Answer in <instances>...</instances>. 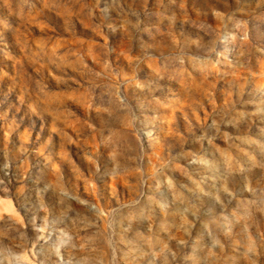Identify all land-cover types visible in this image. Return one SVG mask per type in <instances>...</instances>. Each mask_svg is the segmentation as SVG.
<instances>
[{"label":"rangeland","instance_id":"374dc122","mask_svg":"<svg viewBox=\"0 0 264 264\" xmlns=\"http://www.w3.org/2000/svg\"><path fill=\"white\" fill-rule=\"evenodd\" d=\"M0 264H264V0H0Z\"/></svg>","mask_w":264,"mask_h":264}]
</instances>
